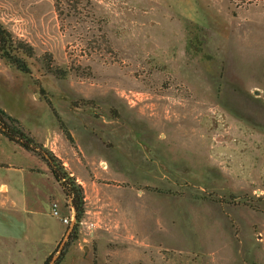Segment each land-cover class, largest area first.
<instances>
[{"label": "rangeland", "instance_id": "374dc122", "mask_svg": "<svg viewBox=\"0 0 264 264\" xmlns=\"http://www.w3.org/2000/svg\"><path fill=\"white\" fill-rule=\"evenodd\" d=\"M0 21L34 50L30 73L0 56V106L94 223L48 215L75 209L34 153L35 194L4 170L0 264H264V0H0Z\"/></svg>", "mask_w": 264, "mask_h": 264}, {"label": "trees", "instance_id": "16d2710c", "mask_svg": "<svg viewBox=\"0 0 264 264\" xmlns=\"http://www.w3.org/2000/svg\"><path fill=\"white\" fill-rule=\"evenodd\" d=\"M34 55L33 47L21 39L15 38L13 33L0 21V56L10 66L15 67L21 72L30 73L31 68L27 62V57ZM55 75L60 77L65 76V71L55 69L51 64H48ZM0 131L11 141L19 143L29 151L37 153L46 163L51 175L60 184L62 190L67 195L68 199L76 212V224L73 228L71 239L76 237L79 229V222L82 220L85 213L84 208V193L83 188L77 183L76 178L71 174L60 159L49 149H46L43 144L35 141V139L22 128L21 122L10 115L3 107L0 106ZM68 137L71 135L66 132ZM62 256L57 260L56 264H60ZM51 256H49L44 264H47Z\"/></svg>", "mask_w": 264, "mask_h": 264}, {"label": "crops", "instance_id": "0c3cea01", "mask_svg": "<svg viewBox=\"0 0 264 264\" xmlns=\"http://www.w3.org/2000/svg\"><path fill=\"white\" fill-rule=\"evenodd\" d=\"M5 109V108H4ZM6 110V109H5ZM7 111V110H6ZM8 139L1 131H0V190H3V191H7L8 190V185L7 183L4 181V170L7 169V171H12L14 174L12 176V178L14 179V181L16 180V183L19 184V191L18 193L22 196H26V192L29 191L30 189V192H35L37 191V188H36V182H37V178H36V166H37V163L35 161L36 159V155L34 154L35 152H32V151H29L27 150L26 148H24L22 145L20 146L19 143H16L14 141H11L10 139ZM6 143L7 145L13 147L12 149H14V151L19 152L20 149H23L25 150V152H29V153H33V154H30V155H34V161H28V162H18V163H15L14 161H11V160H7L6 157H5V148H6ZM15 145H18V146H15ZM51 175V174H50ZM51 177H53L51 175ZM21 185V186H20ZM31 185V186H30ZM4 201V198L1 199V202L3 203ZM21 210V209H19ZM23 211H26V210H23ZM48 215H51V213L49 212ZM46 215V216H48ZM53 217V216H52ZM18 220H21L20 219V214H18ZM43 218V217H42ZM55 218V217H53ZM57 219V218H56ZM43 219L40 220V222L42 221ZM59 220V219H57ZM41 224V223H39ZM42 226V225H41ZM27 227H33L34 230H36V227H37V222L36 223H33V224H30V225H27ZM51 230V234L53 233L52 229L51 228H48L46 229L45 226H42L41 227V232L43 230ZM32 230H30L29 232H31ZM60 229L58 228V230H56V233H55V237L54 239H58L60 237ZM21 231H17L16 233L15 232H12V233H8L6 234L7 236H5L6 238L9 239V237H16L17 235V239H21V235H20ZM2 237H4V234L0 233ZM11 234V235H10ZM30 236V234H28ZM0 237V240H4V238ZM51 237V236H50ZM15 239V238H13ZM29 240V238H28ZM26 244V243H25ZM20 262H21V259H20Z\"/></svg>", "mask_w": 264, "mask_h": 264}, {"label": "built area", "instance_id": "2783aa9c", "mask_svg": "<svg viewBox=\"0 0 264 264\" xmlns=\"http://www.w3.org/2000/svg\"><path fill=\"white\" fill-rule=\"evenodd\" d=\"M51 215L53 216V217H55V218H57V219H59V220H61L63 223H65V224H68V223H70L71 221H73L74 220V216H75V219H76V212L73 210L72 211V213L71 214H69V215H65V214H63L62 213V211H61V206H60V203L58 202V201H53L52 203H51ZM76 222H77V220H76ZM79 227H81V226H83V225H85V224H88V225H90V227L92 226V225H94V223H91V224H89V223H87V221L86 220H81L80 222H79Z\"/></svg>", "mask_w": 264, "mask_h": 264}]
</instances>
